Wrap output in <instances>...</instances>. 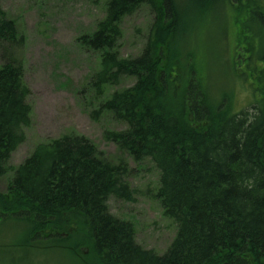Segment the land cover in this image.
I'll return each instance as SVG.
<instances>
[{
  "label": "trees",
  "instance_id": "obj_1",
  "mask_svg": "<svg viewBox=\"0 0 264 264\" xmlns=\"http://www.w3.org/2000/svg\"><path fill=\"white\" fill-rule=\"evenodd\" d=\"M144 5L156 14L147 45L140 56L124 59L121 24ZM225 7L235 13L236 60L240 69L245 65L237 72L246 75L252 98L241 110L228 106L235 104L230 95L209 93L178 31L185 15H195L197 26ZM245 9L264 12V5L108 0L96 31L80 38L82 47L100 55V69L87 86L101 101L93 120L111 113L127 129L107 130L105 139L137 163L151 159L161 172L155 198L177 235L160 255L137 243L133 223L109 211L110 197L132 201L127 164L105 158L86 137L69 134L39 144L21 165H9L26 141L32 107L16 53L24 38L0 3V181L12 173L0 193V225L26 227L18 244L63 253L76 264H264V45L256 44L264 43V24L249 55H242L238 41L247 27L239 12ZM125 78L135 84L102 101L107 87Z\"/></svg>",
  "mask_w": 264,
  "mask_h": 264
},
{
  "label": "rangeland",
  "instance_id": "obj_2",
  "mask_svg": "<svg viewBox=\"0 0 264 264\" xmlns=\"http://www.w3.org/2000/svg\"><path fill=\"white\" fill-rule=\"evenodd\" d=\"M107 1L0 0L2 9L16 23L24 38L22 47L16 53L23 64L24 82L31 91L28 103L32 107V124L24 130L26 141L13 153L9 165H21L39 144L69 134L86 137L105 158L116 164L123 160L130 170L126 180L133 191L132 201L110 197L107 202L110 213L133 223L137 243L162 255L173 243L177 226L165 217L160 202L155 198L160 187V170L151 159L135 162L129 154L105 139L107 130L127 129L111 113H106L99 121L92 118L101 101L87 86L100 69V55L82 47L80 38L96 31L106 16ZM262 2L264 5V0ZM239 13L240 25H246L247 29L238 46L242 55L248 56L253 35L257 36L263 28L264 12L245 9ZM155 19V12L144 5L123 20V35L119 42L122 58H136L143 53ZM235 22L234 11L225 7L197 26L195 15H185L178 31L183 36L181 46L184 53H193L191 61L204 78L209 93L214 97L222 93L230 95L235 104L228 106L241 110L249 107L252 98L246 75L241 78L237 72L244 70L245 65L240 69L238 63L241 58L236 60L238 28ZM261 43L264 45L262 39L256 41L258 46ZM134 84L135 79L125 78L119 85L107 87L102 101ZM11 177L12 173H8L2 178L0 193L6 192ZM7 228L1 222L0 264H76L77 259L75 261L63 253L38 247L30 250L18 244L26 227Z\"/></svg>",
  "mask_w": 264,
  "mask_h": 264
}]
</instances>
